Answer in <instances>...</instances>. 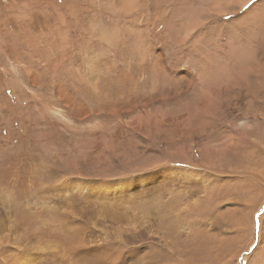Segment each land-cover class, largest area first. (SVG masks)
<instances>
[{
  "label": "rangeland",
  "instance_id": "rangeland-1",
  "mask_svg": "<svg viewBox=\"0 0 264 264\" xmlns=\"http://www.w3.org/2000/svg\"><path fill=\"white\" fill-rule=\"evenodd\" d=\"M148 1L134 0L133 3L138 10L133 12L134 14L126 16L125 12L122 11L124 0H0V264H112V262L113 264H264V242H260L261 238L264 239V75L260 76L262 78L261 87L263 88H260L262 91L254 84L258 80L251 78L257 66H264V23L262 26H258V29L256 25L252 28L253 25L250 26V24H256V21L252 23L256 20V15L252 14L247 19L248 22L250 17L251 19L253 17L249 21L250 23L248 22L247 29L244 18V12L248 8L254 7V5L262 10L264 0L262 2L261 0H251L238 12L235 9V14L231 9L230 13L210 11L212 16L210 15L211 19L208 21L204 18L208 12L206 6L216 0H199V2L198 0H196L197 2L195 0H181L185 4L191 3L190 8L194 9L192 11L193 16L196 12L195 18L199 17L198 14L201 15L197 21H200V24L203 22L204 29L208 31L211 28L209 34L200 43V49H204V51L195 52V56L192 55L193 57L189 54L190 48L184 53L174 52V54L175 58L178 54L181 55L176 60L177 62L181 61L180 66L187 62L189 70L194 71L201 68L202 61L199 60L204 59L206 61L212 55L210 65L213 73L217 75L214 76L213 82L221 84L218 86L212 83L213 85L211 84L209 90L214 95L212 114L216 116L213 117L214 119L212 118L213 120H209L202 117L205 115L201 112L195 111L197 114L195 115V112H193L190 119L192 124L200 127L207 120L213 121V123L209 122L207 129L205 128L206 133L212 137L214 135L213 138L216 140L213 139V143L207 141L203 133L196 138L191 136L190 138L193 139L189 138V141L186 140L187 143L184 141L178 149L177 147L168 149L158 141L153 143L150 139L139 138L126 151L125 155L127 156L125 157L130 159L126 160V163L115 158L107 148H105L106 151L98 148V142L91 141L90 137L86 136L85 131L80 127H75L70 133L66 131L69 124L65 126L55 122L46 128L43 136L39 134V131L43 129V120L40 116H37L39 114L36 107L41 103H53L50 100L52 91L51 74L47 70H51L50 64L53 61L56 62V57L61 53L65 54L66 60L55 69L58 70L56 79L63 80L62 84H65L70 90H72L70 78L73 80L78 78L76 72L70 73V75L66 74L67 70H78L77 72L84 69L97 70V76H100V74L105 76L99 70H112L113 68L109 69L105 66L104 69L102 61L103 63H112V65L116 64L113 67L120 64L124 70H151L150 60L140 67L130 65L131 61L128 57L123 58L120 63L118 58L123 56V51H117V39L110 38L112 33L118 34L121 38L123 28H120V26L128 22L140 23L142 26L150 23L153 43L157 47H164L170 36L166 33L168 15H161V13L163 10L165 13L167 7L161 5V0ZM22 4H25L28 7L27 9H32L31 11L28 10L29 13L25 20L21 19L20 16L24 11V5ZM146 9L149 11L147 12ZM178 10L181 12L182 8ZM178 17L176 16L177 19H179ZM212 19L214 23L211 21ZM235 19L242 22L243 26L239 27L245 28H241L244 30L242 33L239 27L236 29V24H231L230 21ZM62 23L68 28L66 39L72 45L84 51L91 47V51L86 55L84 54L82 60L76 56L75 59L67 61L71 55L62 51L65 46L62 39L65 27L64 29L60 28ZM231 25L233 26L231 27ZM216 27L217 29L219 27L220 30H216ZM48 28L50 29L48 30ZM54 28H56V31ZM52 30L53 32L50 33ZM214 38H218L217 42L219 40L220 43H218V46L222 47L219 48L221 52L217 50L216 55L214 54V51H216L214 47L217 45L211 43ZM128 41L130 42V40ZM107 42H111V45H108ZM79 44L82 47L88 46V48L83 49ZM230 49L231 51H229ZM187 57L191 62L187 61ZM173 58L174 56H170L167 61L171 63ZM254 64L257 66L255 67ZM179 67L175 70H179ZM216 70L227 75L222 78L224 75L220 76L221 73L216 72ZM225 70L234 74L230 75ZM241 70H244V72ZM240 71L243 72L242 76ZM245 71L248 76H245ZM90 75L88 73L86 78ZM243 77L248 81L242 79ZM230 82L233 83L232 86ZM222 85H225L223 86L224 89L221 87ZM195 87L194 91L197 92H194L192 98L188 97L182 100L184 103L182 105L177 101L155 105L159 106L161 111L168 110L172 114L177 113V111L178 113L181 112V109L193 111V105L199 99L198 91L201 86L197 83ZM170 88H173V84L167 83L166 88L153 87L151 91L150 89L144 91L142 96L146 97L150 92H152L151 95L167 92ZM222 91L226 92L223 93ZM32 92L38 96L39 101L30 100V103H28L27 95ZM24 93L25 95H23ZM22 98H24L25 105H21ZM236 98L241 102L236 101ZM215 101L216 103L220 102L218 104H221L220 107L216 105ZM90 102L91 98L88 95L87 104L89 105ZM185 105L187 106L184 107ZM221 106H224V108ZM214 107L218 110L216 111ZM17 109H20V111ZM24 115L28 116L25 117ZM197 117L200 120H205H201V123ZM108 118L103 114L95 115L92 111L87 119V123L91 126L99 123V129L96 131L103 137V140H110L115 135L114 125L116 121L114 118ZM245 119L248 120V123L240 125V121L242 122ZM105 124L110 126L102 130L101 127ZM58 125L62 128H59ZM209 127L212 129H209ZM210 131H212V134L209 133ZM228 134L231 137L240 135L235 139L245 138L247 142L242 146H238L239 142L236 140L231 143L229 151L222 152L220 151L222 148L220 142L225 141ZM209 148H214L215 150H212L217 152L214 153ZM209 152L213 153L209 154ZM100 154L103 155L100 167L112 171L107 174L102 172L99 175L100 177L96 176L99 178H93L92 176L90 179L91 176L86 177V174H90L92 165L82 167V162L85 157V161H89L88 158L100 157ZM153 156H155L154 159ZM111 157H113V160L110 159ZM71 161H74L80 167L75 170L70 168L69 163ZM102 162L103 164L104 162L108 163L103 165ZM42 169H46V171ZM46 172L47 175H45ZM79 172L86 174L82 175ZM41 174L44 176H41ZM78 174L81 175L78 176ZM131 182L138 184L131 190L126 189V183ZM124 186L125 189H116ZM98 188L100 189L98 190ZM125 198L126 200L129 198L130 203L126 204L123 201ZM131 198L132 200L136 198L135 203L131 202ZM108 201H111V204L114 205L118 202L119 205L123 201L122 204H126V207L131 208L126 210L127 208L125 209L124 205L123 207L111 205V208ZM137 202L138 204H136ZM109 208L117 211L115 213L118 217ZM116 209L125 213L122 215V211L119 212ZM106 211L107 215L109 213V219L106 218V214V216L104 215ZM64 214L68 216L70 214L71 218L74 217L78 221V224L70 225L72 228L76 226L75 229L78 231L75 230L74 233L71 231L70 234L66 228L60 229V224L58 225L55 219L64 217ZM111 214L114 216L111 217ZM120 214L122 217H120ZM23 216L27 219L24 220ZM136 216L138 219L141 216V220L135 219ZM124 217L127 222L124 221ZM113 219L119 220H114V223ZM147 219L152 227L149 226L150 223ZM109 221H112V223ZM106 222L110 224H105ZM104 225H108L110 228ZM12 226H16L17 231L15 229L12 231ZM135 227H138L137 230H135ZM133 229L135 231H132ZM75 232H80L78 234H82L83 239L95 240L98 246L95 245L94 248L93 245H90L93 246L91 248H97L98 251L104 249L107 254L110 253L111 255L108 254V260L101 257L103 259L93 263V259L84 254L85 251H80L81 245L77 246L75 250V247L69 250H67V247L64 249L63 247L66 245L60 244L66 240L64 235L69 233L70 238H72L73 234H77ZM133 235H135V238H132ZM57 236H59L58 240H55ZM94 236L100 238L95 239ZM124 239L128 240L127 243ZM100 244L101 247H99ZM53 248H55L54 251ZM83 248L90 251L88 246L85 247L84 245ZM70 253H73V255H70ZM56 254L58 255V262ZM64 254L66 256L69 254V256L60 258L65 256ZM154 257L156 258L154 259ZM151 259H154L153 262H151Z\"/></svg>",
  "mask_w": 264,
  "mask_h": 264
},
{
  "label": "bare ground",
  "instance_id": "bare-ground-1",
  "mask_svg": "<svg viewBox=\"0 0 264 264\" xmlns=\"http://www.w3.org/2000/svg\"><path fill=\"white\" fill-rule=\"evenodd\" d=\"M134 0H124V3L122 5V11L125 12V15L126 16H129L131 15L133 12H137L138 8L136 9V6L135 4L133 3ZM139 1V0H138ZM148 1V0H147ZM151 1V0H150ZM148 1V2H150ZM157 1V0H156ZM174 1V2H173ZM183 1V0H182ZM181 0H161V5L162 6H166L167 10H165V13H164V10L162 11L161 15H168V25H167V28H166V33L169 37V41L167 42V44L163 47H157V45L155 43H153V37L151 36V32H152V26L150 23L142 26L140 23H131V22H128L127 24H124L123 26H120V28L122 27V36L121 38H119L118 34L116 33H112L111 34V37L113 40L117 39L116 40V48H117V51H123V56L121 58H118L119 62L121 63V61L123 60V58L125 57H128L129 60L131 61L130 65H136L138 67H140L141 65H143L146 61L150 60L151 61V70H147V71H144V70H124L122 68V66L119 64V66H116V67H113L115 66L114 64L112 65V63H109V62H105L103 63L102 61V64L104 66V69H105V66L109 69H112V70H99L101 71L105 76H103L102 74H100V76H97V70H82L81 72H77L78 70H67V73L68 75H70V73H73V72H76V75H77V78L78 79H75L73 80L72 78H70V86H72V90L68 89L65 84H62V81H59L56 79V76L58 75V70H55L57 68V66L64 62V60H66V56L65 54H62L57 56L55 61H53L52 64H50L51 66V70H47L50 74H51V82H52V91H51V94H50V100L53 101V103H41L39 106L36 107L37 109V112L39 115L37 116H40V118L43 120V123H42V131H39V134L41 136L44 135L45 133V130L47 127H49L51 124L53 123H58V124H63V125H68L69 124V128L66 129V131L72 133V130L75 128V127H80L82 128L84 131H85V135L86 136H89L90 137V140L91 141H94V142H98L97 146L98 148H101V149H104L107 148V150H109L115 158L117 159H120V161L122 162H126V160H130V159H126L125 156V153L126 151H128V149H130V146L135 143V140L139 139V138H146V139H150V141H153V143L155 142H159L161 144H164V146L168 149H171L173 147H177V149L181 146H179L180 144H183L184 141L188 140L191 136H195V138L197 136H200L202 133L205 134V139L209 142H212L213 141V137L210 136V134L206 133L205 131V128L209 126V120H211L214 116V114H212V108L214 106V98L211 94V92L209 91L210 90V86L213 82V78L214 76L216 75V73L214 74L213 73V70H212V66L210 65V60L212 58V55L210 56V59H207L206 61L203 59L199 60L200 62L202 61V64H201V68L198 69V71H194V70H189V64H187V62L183 65L180 66V62H177L176 60L179 59L181 57V55L178 54V56L175 58V53H184V51H186L188 48H190L191 50L189 51L190 55H194L195 52H199L200 50H203L204 49H200V43L206 38V36L209 34L208 32H210V29L207 31V29H204L203 27V22L200 24V21H197L199 18H200V14L199 17L195 18L194 16L196 15V12H195V15L193 16V10L194 9H191L190 8V4H185L183 3ZM190 1V0H189ZM196 1V0H195ZM206 1V0H205ZM249 1L251 0H216L214 2H212L211 4H208L206 6V10H208V12L205 14L204 18L206 19V21H208L209 19H211L210 15L212 16V14L210 13L211 12H216V13H230L231 11L235 14V9H237V12L243 8L246 3H250ZM17 2V1H16ZM197 2V1H196ZM199 2V0H198ZM211 2V1H210ZM262 2V0H261ZM159 3V4H160ZM258 3V2H257ZM147 4V6H150L148 3H145ZM157 4V3H156ZM252 4V3H251ZM256 4V3H255ZM263 6H264V3H262ZM261 4V5H262ZM24 5L23 6V13L20 15L21 16V19L25 20L28 16V10H32V9H27L28 7L25 5V4H22ZM194 5V4H192ZM202 5V3H201ZM21 6V5H20ZM170 6V7H168ZM178 6V7H177ZM203 6H204V9H205V2L203 3ZM256 6V7H255ZM158 7V6H157ZM156 7V8H157ZM261 7V6H260ZM182 8L181 12H179L180 10L177 11V9H180ZM118 9V8H117ZM115 9V10H117ZM121 9V7H120ZM159 9V8H158ZM231 9V11H230ZM146 11L148 12L149 10L146 9ZM198 12V10H196ZM22 12V11H21ZM117 12V11H116ZM179 12V13H177ZM119 13V12H118ZM5 14V13H4ZM134 14V13H133ZM256 15V20H254L252 23H254L256 21V24H250V26L253 25L252 28H254V25L257 26V29H258V26H262L263 23H264V7L262 8V10L258 9L257 8V5H254V7H250L248 8L245 12H244V18H245V23H246V28L248 29V22L251 21L253 19H251L250 17V20L247 22V19L250 15ZM92 15V14H91ZM94 15V14H93ZM2 16V14H1ZM19 16V17H20ZM176 16L179 18L177 19ZM241 16V15H240ZM225 17V16H224ZM258 17V18H257ZM60 18V17H59ZM231 19V18H230ZM238 19V18H237ZM235 19V20H232L230 21L231 24H236V29L239 27V26H243L242 25V22H238V20ZM241 19V18H240ZM62 20V19H61ZM107 20V19H106ZM113 21V20H112ZM211 21H213L214 23V20L212 19ZM117 22V21H116ZM229 22V21H228ZM122 23V22H121ZM210 24V22H208ZM207 23V24H208ZM250 23V22H249ZM218 25V24H217ZM229 25V24H228ZM206 26V25H205ZM208 26V25H207ZM214 26V25H213ZM233 25H231L232 27ZM54 27V25H53ZM65 27V31L64 33L62 34V39L65 43V46L63 48V52L64 53H69L71 55L70 58H68L67 61H71L72 59H75V57H80L81 60L84 56V54L86 55L87 53H89L91 51V47L87 50V51H84L78 47H76L75 45H72L67 39H66V34L68 32V28L67 26H65V24H61L60 25V28L61 29H64ZM235 27V26H234ZM240 29L239 30H242V29H245L244 27H239ZM242 28V29H241ZM250 28V27H249ZM256 28V27H255ZM47 29V28H46ZM50 28H48L49 30ZM53 29V28H52ZM213 29V28H212ZM215 29V28H214ZM213 29V30H214ZM218 29L220 30V28L218 27ZM217 27H216V30H218ZM263 29V28H262ZM47 30V31H48ZM54 30L56 31V28H54ZM113 30V29H112ZM215 30V31H216ZM229 30V29H228ZM227 30V31H228ZM214 31V32H215ZM244 30L241 31V33L243 32ZM250 31V30H249ZM53 30L50 32L52 33ZM219 32V31H218ZM57 33V32H56ZM101 35V34H100ZM50 36H52L50 34ZM3 38V37H2ZM209 38V37H208ZM174 39V40H173ZM217 39L218 38H214V40L211 42L213 45H217L215 46L213 49L216 50L214 51L215 55L217 54V52L219 51V47L218 46V43H219V40L217 42ZM118 40H121L123 42H119ZM130 40V42L128 41ZM202 40V41H201ZM208 40V39H207ZM206 40V41H207ZM249 40V39H248ZM229 41V40H228ZM244 41V40H243ZM251 41V40H250ZM2 42V41H1ZM89 42V41H88ZM210 42V41H208ZM207 42V43H208ZM245 42V41H244ZM249 42V41H248ZM57 43V41H56ZM188 43V44H187ZM205 43V42H204ZM206 43V44H207ZM210 43V44H211ZM251 43V42H250ZM260 43V42H259ZM3 44V43H2ZM90 44V43H89ZM108 45H111V42H107ZM220 44V43H219ZM227 44V42H226ZM230 44V43H229ZM80 45V44H79ZM88 45V44H87ZM208 45V44H207ZM257 45V43H256ZM81 46V45H80ZM232 46V45H231ZM55 47V46H54ZM53 47V48H54ZM62 47V46H61ZM82 47V46H81ZM217 47V49H216ZM248 47V46H247ZM83 49H87L88 46H83L82 47ZM94 48V47H93ZM222 48V47H221ZM229 48H231L229 46ZM59 49V48H58ZM212 49V48H211ZM227 49V48H226ZM239 49V48H238ZM1 50V49H0ZM69 50V51H68ZM218 50V51H217ZM223 50V49H222ZM237 50V49H236ZM250 50V49H249ZM231 51V49L229 50ZM221 52V51H219ZM60 53V52H59ZM197 54V53H196ZM177 55V54H176ZM188 55V54H187ZM189 55V56H190ZM199 55V54H197ZM207 55V54H206ZM229 55V54H228ZM94 56V55H93ZM170 56H174V58L172 59L171 63L167 61V58L170 57ZM195 56V55H194ZM205 56V55H204ZM88 57V55L86 56V58ZM193 57V56H192ZM203 57V56H202ZM208 57V55H207ZM247 57V56H245ZM256 57V56H255ZM114 58V57H113ZM204 58V57H203ZM239 58V57H238ZM109 59V57H108ZM237 59V58H236ZM102 60V59H101ZM104 60V59H103ZM222 60V59H221ZM227 60H229L227 58ZM234 60V59H233ZM79 61V60H77ZM187 61L188 62H191L189 60V57H187ZM198 61V60H197ZM52 62V61H51ZM193 62V61H192ZM235 62V61H234ZM254 62V61H253ZM222 63V62H221ZM236 63V62H235ZM247 63V62H246ZM250 63V62H249ZM251 63H252V60H251ZM200 64V63H198ZM226 64V63H225ZM245 64V63H244ZM248 64V63H247ZM88 65V63H87ZM90 66V65H89ZM96 66V65H94ZM180 66V67H179ZM250 66V65H249ZM255 66V64H254ZM257 66V65H256ZM255 66V67H256ZM177 67H179L178 69L179 70H175ZM10 68V67H9ZM229 68V67H227ZM231 68V67H230ZM252 68V67H251ZM91 69V68H90ZM173 69V70H172ZM231 69H234V68H231ZM229 70V69H228ZM227 70V71H228ZM257 70V72H256ZM9 71V70H8ZM30 71V70H29ZM65 71V70H64ZM219 71V70H216V72ZM224 71V70H223ZM222 71V72H223ZM225 70V72H227ZM244 72V70H241ZM240 71V72H241ZM249 71V70H248ZM229 72V71H228ZM238 72V71H237ZM241 72V76H242V73ZM246 72V71H245ZM10 73V71H9ZM7 73V74H9ZM31 73V72H30ZM42 73V71H41ZM88 73H90V77L86 78V76L88 75ZM219 73H221V71H219ZM230 73V72H229ZM254 74H252L251 78L253 77L255 80L257 79L258 81H255L254 84L260 89V88H263L261 87V79L260 76H263L264 75V66L263 65H259L257 66V68L255 69V71H253ZM48 74V73H47ZM223 73L219 74L220 76L222 75ZM234 74V73H232ZM230 73V75H232ZM239 74V73H238ZM248 73L246 72L245 76L247 75ZM13 75V73H12ZM224 75V74H223ZM227 75V74H226ZM226 75L222 76L225 77ZM244 75V74H243ZM217 76V75H216ZM215 76V77H216ZM219 76V77H220ZM248 76V75H247ZM15 77V75H14ZM30 77V76H29ZM55 77V79H54ZM67 77V75H66ZM73 77V75H72ZM76 78V77H75ZM221 78V77H220ZM237 77L235 76V79ZM248 78V77H247ZM252 78V79H253ZM15 79V78H14ZM27 79V78H26ZM36 79V78H35ZM39 79V78H37ZM65 79V78H64ZM67 79V78H66ZM230 79V78H228ZM234 79V80H235ZM239 79V78H238ZM242 79H246V78H242ZM30 80V79H29ZM69 80V79H67ZM241 80V79H240ZM247 80V79H246ZM264 80V79H263ZM262 80V82H263ZM31 81V80H30ZM38 81V80H37ZM198 81V82H197ZM232 82V80H230ZM245 81V80H244ZM248 81V80H247ZM246 81V83H248ZM225 82V81H224ZM229 82V80H228ZM230 82V85L233 84ZM24 83V82H23ZM65 83V82H64ZM167 83H172L173 84V88L171 89H168L167 92H162V93H154V95H151L152 92L148 93V95H146V97L142 96L143 92L155 87V88H158V87H162V88H166L167 87ZM199 83V85L201 86V88L199 89L198 91V101L197 103L195 102H192V103H195L193 105V108L194 109L193 111H189V110H183L181 109L182 111L178 113H175V114H172L170 113L168 110L166 111H161L159 106L155 105V104H169V103H173V101H177L179 104H184L182 102V100H185L187 99L188 97H191L194 95V92H197V91H194L195 90V86L196 84ZM236 83H238V81H236ZM240 83V82H239ZM215 85H218L220 83H214ZM235 84V83H234ZM213 85V84H212ZM221 85V84H220ZM250 85V84H249ZM263 85V84H262ZM166 86V87H165ZM171 86V85H170ZM225 85H222L221 87H223ZM229 86V85H227ZM226 86V87H227ZM232 86V85H231ZM248 86V84H247ZM249 87V86H248ZM251 87V86H250ZM169 88V87H168ZM216 88L218 89V87L216 86ZM230 88V87H229ZM27 89V88H26ZM39 89V88H38ZM37 89V90H38ZM224 89V87H223ZM158 90V89H157ZM222 90V88H221ZM226 90V89H225ZM251 90V89H250ZM255 90V89H254ZM257 90V89H256ZM261 90V89H260ZM27 91V90H26ZM33 91V90H32ZM153 91V90H152ZM164 91V90H163ZM214 91V90H213ZM241 91V90H240ZM247 91V90H246ZM262 91V90H261ZM37 92V91H36ZM35 92V93H36ZM148 92V91H147ZM154 92V91H153ZM219 92H220V89H219ZM223 92V91H222ZM226 92V91H225ZM223 92V93H225ZM231 92V91H230ZM234 92V91H233ZM242 92V91H241ZM254 92V91H253ZM83 93V94H82ZM146 93V92H145ZM236 93V92H235ZM248 93V92H247ZM231 94V93H229ZM22 95V94H21ZM25 95V93L23 94ZM88 95L89 97L91 98V102L90 104L88 105ZM145 95V94H144ZM227 95V94H226ZM245 95V94H244ZM256 95V94H255ZM259 95V94H258ZM152 96V97H150ZM221 96V95H220ZM251 96V95H250ZM41 97V96H40ZM218 97V95H217ZM216 97V98H217ZM26 98V97H25ZM190 98V99H191ZM219 98V97H218ZM255 98V97H254ZM24 98H22L21 100V105H25V102L23 100ZM27 101L29 100L28 103H30V100H33L34 102H37L39 101L38 100V96L35 95L33 92L32 93H29L27 95ZM214 99V100H213ZM237 99V98H236ZM217 100V99H216ZM219 100V99H218ZM221 100V99H220ZM227 100V99H226ZM235 101V98L233 99ZM26 101V103H27ZM230 101V100H229ZM238 101V99L236 100ZM240 101V100H239ZM238 101V102H239ZM258 101V100H257ZM191 102V101H190ZM241 102V101H240ZM246 102V101H245ZM24 103V104H23ZM216 103V101H215ZM220 103V102H219ZM219 103H216V105H218ZM222 103V102H221ZM226 103V102H225ZM228 103V101H227ZM249 103V102H248ZM36 104V103H35ZM189 104V105H190ZM237 104V103H236ZM246 104V103H245ZM28 105V104H27ZM88 105V106H87ZM188 105V106H189ZM221 105V104H220ZM220 105H218L220 107ZM223 105V104H222ZM233 105H235L233 103ZM163 106V105H162ZM187 105H185L184 107H186ZM216 106V107H218ZM228 106H230L228 104ZM249 106V105H248ZM190 107V106H189ZM224 108V106H221ZM231 107V106H230ZM251 107V106H250ZM26 108V107H25ZM32 108H34L32 106ZM164 108V106H163ZM215 108V107H214ZM18 111H20V109H17ZM27 110V109H26ZM34 110V109H32ZM215 110L217 111L218 108ZM214 110V112H215ZM227 110V109H226ZM229 110V109H228ZM247 110V109H246ZM93 111V113L95 115H99V114H103L105 115L106 117H109V118H114V120L116 121V124L114 125V129H115V135L112 136V139L110 140H103V137L100 136L99 132H97L96 130H98L99 128V123H95L93 126L89 125L87 123V119L88 117L90 116V113ZM171 111V110H170ZM180 111V110H179ZM195 111H198L201 112L202 114H204L205 116H202V117H206L207 120L206 122H204V126L202 124V127L200 126H196L194 124H192V121L190 119V116L192 115L193 112ZM173 112V111H172ZM22 113V112H21ZM26 113V111H25ZM216 113V112H215ZM197 113L195 112V115ZM201 114V115H202ZM229 114V113H228ZM35 115V114H34ZM70 115V117H69ZM2 116V115H1ZM25 116V115H24ZM28 116V115H26ZM25 116V117H26ZM30 116V115H29ZM36 116V117H37ZM200 116V115H199ZM4 117V116H3ZM196 117V116H195ZM108 118V119H109ZM198 120L199 117H197ZM217 118V117H216ZM5 119H7L5 117ZM24 119V118H23ZM35 119V118H34ZM39 119V118H38ZM214 119V118H213ZM212 119V120H213ZM244 119V118H243ZM26 120V119H25ZM33 120V119H32ZM37 120V118H36ZM35 120V121H36ZM202 121H204L205 119H201ZM201 120L199 122H201ZM217 120V119H216ZM8 122V120H6ZM28 121V120H27ZM34 121V122H35ZM113 121V120H112ZM4 122V121H3ZM197 122L198 124H201ZM6 123V122H5ZM40 123V122H39ZM195 123V121H194ZM210 123H213L210 122ZM216 123V122H214ZM248 123V120L245 119L243 120L242 122L240 121V125H245ZM30 124V123H29ZM28 125V124H27ZM33 125V124H32ZM106 125V126H105ZM104 126H102V130H105L107 129L108 124H105ZM212 125V124H211ZM260 126V125H259ZM39 127V126H38ZM59 128H62L60 125H58ZM211 127H209L210 129ZM207 129V128H206ZM212 129V128H211ZM208 132V131H207ZM209 133L212 134V131H210ZM112 134V133H111ZM39 137V135H37ZM110 136V135H109ZM240 136V135H238ZM238 136H232L230 134H228L227 136V139L225 141H221L220 142V145L222 146V148L220 149V151L222 152H226V151H229L230 150V147H231V143L232 142H235L236 140H238L239 144L238 146H242L244 145L247 141L245 140V138H239V139H235V137H238ZM111 138V137H110ZM201 138V137H200ZM41 139V138H39ZM190 139H193V138H190ZM204 139V138H203ZM199 140H202V139H199ZM216 140V139H214ZM48 141V140H47ZM142 141V140H141ZM189 141V140H188ZM195 141V140H193ZM198 141V139H197ZM41 142V141H40ZM203 142V141H202ZM208 142V143H209ZM139 143V142H138ZM141 143V142H140ZM139 143V144H140ZM143 143V141H142ZM147 143V142H145ZM187 143V141H186ZM200 143V142H199ZM213 143V142H212ZM194 144H197V143H194ZM201 144V143H200ZM203 144V143H202ZM150 145V144H149ZM147 145V146H149ZM153 146V144H151ZM185 145V144H184ZM256 145V144H254ZM96 146V147H97ZM138 146V144L136 145V147ZM141 146V145H139ZM217 146V145H216ZM93 147V146H92ZM132 147V146H131ZM142 147V146H141ZM155 147V146H153ZM189 147V146H188ZM204 147V146H203ZM211 147V146H210ZM43 148V147H42ZM97 148V149H98ZM134 148V147H133ZM145 148V147H144ZM183 148V146H182ZM192 148V147H191ZM41 149V148H40ZM95 149V148H94ZM132 149V148H131ZM167 149V150H168ZM181 149V148H180ZM210 149V148H209ZM214 149V148H212ZM210 149V150H212ZM219 149V148H218ZM96 150V149H95ZM137 150V148H136ZM184 150V149H183ZM205 151L206 148H204ZM203 150V151H204ZM215 150V149H214ZM212 150V151H214ZM106 151V150H105ZM182 151V150H181ZM204 151V152H205ZM84 152V151H83ZM133 152V151H132ZM130 152V153H132ZM135 152V151H134ZM133 152V153H134ZM137 152V151H136ZM143 152V151H142ZM217 152V151H216ZM214 151V153H216ZM263 152V151H262ZM53 153V152H52ZM140 153V151L138 152V154ZM213 153V152H211ZM209 152V154H211ZM83 154V153H82ZM105 154V153H104ZM107 154V153H106ZM144 154V153H142ZM207 154V153H206ZM208 154V155H209ZM101 155V154H100ZM99 155V156H100ZM132 155V154H131ZM213 155V154H212ZM260 155V154H259ZM84 156V155H83ZM102 156L101 155L100 157H92V159L88 158L89 161H85L86 157L84 158L83 160V164H82V167L83 166H86V165H92V170L90 171L89 168H87L89 171H90V174H86V173H82V172H79L81 173L82 175H85L86 174V177L87 176H91L90 179L95 177V178H99L103 173H109L111 172L109 169H102L100 167L101 165V161H102ZM141 156V155H139ZM89 157V155H88ZM91 157V156H90ZM132 157V156H131ZM135 157V156H133ZM137 157V156H136ZM155 156H153V159H154ZM81 158V156H80ZM83 158V157H82ZM104 158V157H103ZM113 157H111L110 159H112ZM150 158V157H149ZM179 159L182 160L181 157L178 156ZM208 158V157H207ZM56 159V158H55ZM54 159V160H55ZM59 159V158H58ZM94 159V160H93ZM105 159V158H104ZM103 159V160H104ZM211 159V158H210ZM260 159V158H259ZM264 159V158H263ZM60 160V159H59ZM72 160V159H71ZM90 160H93V161H90ZM107 160V159H106ZM113 160V159H112ZM209 160V158H208ZM47 161V160H46ZM118 161V160H117ZM156 161V160H154ZM162 161V160H161ZM210 161V160H209ZM111 162V161H110ZM42 163V162H41ZM108 162H104V164H106ZM156 163V162H154ZM214 163V162H213ZM212 163V164H213ZM103 164V162H102ZM103 164V165H104ZM167 164V163H166ZM69 167L72 168V169H77L80 167V165H78L77 163H75L74 161H71L69 163ZM157 165V164H156ZM258 165V164H257ZM155 166V165H154ZM262 166V165H261ZM104 167V166H103ZM126 167V166H125ZM157 167V166H156ZM102 171H101V169ZM109 168V167H108ZM123 168V166H122ZM71 169V171H72ZM111 169V168H110ZM43 170V169H42ZM46 171V169H44ZM43 170V171H44ZM87 170V171H88ZM43 171H41L43 173ZM70 172V171H69ZM76 172V171H75ZM45 173V172H44ZM65 173V172H64ZM74 173V172H73ZM89 173V172H88ZM48 173L46 172L45 175H47ZM50 174V173H49ZM77 174V173H75ZM81 174H78V176H80ZM139 174V172H138ZM166 174V173H165ZM193 174V173H192ZM167 175V174H166ZM263 175V174H262ZM41 176H44L41 174ZM55 176V175H54ZM96 176H99V177H96ZM104 176V175H103ZM200 176V175H199ZM50 177V176H48ZM191 177V176H190ZM196 178V176H194ZM192 177V178H194ZM40 178V176H39ZM52 178V176H51ZM50 178V179H51ZM54 178V177H53ZM199 178V177H198ZM43 179V178H42ZM41 179V180H42ZM49 179V180H50ZM78 179V178H77ZM89 179V178H88ZM255 179H258V178H255ZM263 179V178H262ZM40 180V179H39ZM97 180V179H96ZM264 180V179H263ZM43 182V181H42ZM50 182V181H49ZM48 183V182H47ZM81 184V183H80ZM94 184V183H92ZM138 183L136 182H131V183H126V189L128 190H131L133 189ZM77 187V186H76ZM87 187V186H86ZM92 188V187H91ZM116 188V187H115ZM100 188H98L99 190ZM116 189H125V186L124 187H117ZM139 194V193H138ZM137 195V194H136ZM132 197V196H131ZM182 197V196H181ZM264 197V196H263ZM123 200V199H122ZM128 200L130 201V199L128 198ZM128 200H126V198L123 200L127 203H130ZM132 200V198H131ZM134 200H136V198H134ZM134 200H132L131 202H134ZM115 201V200H113ZM120 201V200H119ZM119 204L120 206L125 207L126 210H129L131 207L129 206H125L126 204H122V202ZM110 202V206L111 205H114V204H111V201H108ZM117 202V201H116ZM139 202V201H138ZM138 202L136 204H138ZM105 203V202H104ZM115 203V202H113ZM119 203V202H118ZM118 203L116 205H118ZM135 203V202H134ZM143 203V202H142ZM107 204V202H106ZM106 204H102V205H106ZM140 204V203H139ZM108 205V204H107ZM106 205V206H107ZM114 205V206H116ZM118 205V206H119ZM130 205V204H129ZM135 205V204H133ZM109 206V205H108ZM109 206V207H110ZM132 206V205H131ZM112 208V206H111ZM109 208L110 210L113 211V209ZM114 208V207H113ZM117 208V207H116ZM121 208V207H120ZM104 209V208H103ZM109 209H106L107 211ZM115 209V208H114ZM122 209V208H121ZM138 209V208H137ZM147 209V208H146ZM118 210L119 212L122 211V210H119V209H116ZM136 210V209H134ZM133 210V211H134ZM141 210V208H140ZM107 211L106 213H104V215L106 214L107 215ZM132 211V210H130ZM139 211V210H138ZM67 212H68V209H67ZM114 213L117 212V211H113ZM112 212V213H113ZM135 212V211H134ZM80 213V212H79ZM111 213V212H110ZM125 212L122 211L121 214L123 215ZM143 213V212H141ZM146 213V212H145ZM24 214V213H23ZM63 214V213H61ZM78 214V212H77ZM93 214V213H92ZM120 214V217H122ZM129 214V213H128ZM139 214V213H138ZM105 215V216H106ZM114 215L117 216V213H115ZM111 214V217L114 216ZM136 215V214H135ZM145 215V214H144ZM24 216H26L24 214ZM23 216V219H27V218H24ZM64 217H61L59 219H55L57 220V223L58 225L60 226V229H64L66 228L69 233L71 231H74L77 230L75 228H72V226L70 227V225H73V224H78V221L75 220V218H71L70 214L69 216L64 214L63 215ZM82 216V215H81ZM133 216V215H132ZM110 217V218H111ZM119 217V218H120ZM134 217V216H133ZM141 217V216H140ZM139 217V219L141 220V218ZM79 218V216H78ZM85 218V217H84ZM83 218V219H84ZM109 219V213L107 215V217ZM105 218V219H106ZM114 218V217H113ZM147 218V217H146ZM81 219V218H80ZM108 219H106L108 221ZM117 219V218H115ZM113 219L112 221L115 223V221H118V220H115ZM135 219H138L137 216ZM138 219V220H139ZM145 219V218H144ZM54 220V219H53ZM79 220V219H77ZM115 220V221H114ZM121 220V218H120ZM148 220V219H147ZM146 220V221H147ZM47 221V220H46ZM80 221V220H79ZM84 221V220H83ZM112 221H109L112 223ZM122 221V220H121ZM120 221V223H121ZM124 221H125V217H124ZM130 221V220H129ZM143 221V220H142ZM141 221V222H142ZM49 222V221H47ZM82 222V221H81ZM96 222V221H95ZM109 222H106L105 224H110ZM127 222V220L125 221ZM133 222V221H131ZM140 222V221H139ZM138 222V224H139ZM149 222V220H148ZM24 223V222H23ZM98 223V222H97ZM117 223V222H116ZM143 223V222H142ZM150 223V222H149ZM95 224V223H94ZM119 224V222H118ZM122 224V223H121ZM130 224V223H129ZM135 224V223H134ZM137 224V225H138ZM146 224V223H145ZM12 225V224H11ZM82 225V224H81ZM80 225V226H81ZM96 225V224H95ZM117 225V224H116ZM115 225V226H116ZM143 225V224H142ZM152 224L150 223L149 226H151ZM25 226V225H24ZM58 226V227H59ZM74 226V225H73ZM84 226V225H83ZM99 226V225H98ZM97 226V227H98ZM105 226V225H104ZM112 226V225H111ZM124 226V225H123ZM130 226V225H129ZM132 226V225H131ZM134 226V225H133ZM8 227V226H7ZM6 227V229H8ZM15 227V228H14ZM12 226V231H14V229L16 230V226ZM82 227V226H81ZM80 227V228H81ZM85 227V226H84ZM96 227V229H97ZM105 227H109L108 225L105 226ZM114 227V226H113ZM147 227V226H146ZM152 227V226H151ZM86 228V227H85ZM84 228V229H85ZM110 228V227H109ZM119 228V227H118ZM137 230L138 227H135ZM115 229V227H114ZM148 229V228H147ZM87 230V229H85ZM84 230V232H85ZM99 230V229H98ZM104 230V229H103ZM108 230V229H107ZM106 230V231H107ZM117 230V229H116ZM128 230V229H127ZM134 229L132 231H135ZM17 231V230H16ZM78 231V230H77ZM83 231V230H82ZM81 231V232H82ZM101 232V230H99ZM109 231V230H108ZM129 231V230H128ZM88 232V231H87ZM99 232V233H100ZM105 232V231H104ZM103 232V234H104ZM110 232V231H109ZM139 232V231H138ZM142 232V231H141ZM69 233L65 234L64 235V238L66 239L65 242L63 243H60V244H63V245H66L64 246L63 248L65 249L66 247L68 248L67 250L69 249H72L74 248V250L76 249L77 246H82V248L80 249V251L84 252L85 255H88L89 257H91V259H93V263L94 262H98L100 261L101 259H107L109 256L108 253L103 249L101 251H98L97 248L96 249H93L91 247L94 246L95 248V245H97V242L93 239H83L82 238V234H78L80 232H75L77 234H73L74 236H71L72 238H70L69 236ZM72 233V232H71ZM70 233V234H71ZM89 233V232H88ZM86 234V233H85ZM102 234V233H101ZM137 234V232H136ZM143 234V233H142ZM54 235V234H53ZM57 235V233H56ZM60 235V234H59ZM87 235V234H86ZM94 235V234H93ZM30 236V235H29ZM134 237L132 238H135V235H133ZM140 236V235H139ZM59 236H57L55 238V240L58 238ZM88 237V235H87ZM120 237V236H119ZM129 237V236H128ZM127 237V238H128ZM138 237V236H137ZM142 237V236H140ZM139 237V238H140ZM251 237V236H250ZM89 238V237H88ZM91 238V237H90ZM95 238V236H94ZM96 238H100V237H96ZM95 238V239H96ZM130 238V237H129ZM131 239V238H130ZM138 239V238H137ZM136 239V240H137ZM252 239V237H251ZM58 240V239H57ZM126 240V239H124ZM133 240V239H132ZM140 240V239H139ZM99 241V240H98ZM128 240H126V243H127ZM102 242V241H101ZM260 242H264V239L261 238V241ZM54 243V242H52ZM51 243V244H52ZM125 243V242H124ZM123 243V244H124ZM130 243V241H129ZM55 244L57 245V243L55 242ZM135 244V242H134ZM88 246L90 249V251H87L85 250L83 247ZM90 245H93V246H90ZM123 246V245H122ZM126 246V245H124ZM130 246V245H129ZM52 247V246H51ZM57 247V246H55ZM101 247V244L100 246ZM259 247V246H258ZM55 248H53V251H54ZM58 249V247H57ZM79 249V248H78ZM99 249V248H98ZM78 251V250H77ZM145 251V250H144ZM143 251V252H144ZM147 251V250H146ZM150 252V251H149ZM159 252V251H157ZM68 253V252H67ZM155 253V252H153ZM255 253V252H254ZM54 254V253H53ZM59 254V253H58ZM66 254V253H65ZM64 254V255H65ZM156 254V253H155ZM55 255V254H54ZM57 255V254H56ZM60 255V254H59ZM63 255V254H62ZM67 255V254H66ZM62 256L60 258H64V257H68V256ZM70 255H73V253H70ZM111 255V254H110ZM123 255V253H122ZM143 255V253H142ZM145 255V254H144ZM154 255V254H153ZM255 255V254H254ZM87 256V257H88ZM116 256H119V255H116ZM124 256V255H123ZM148 256V255H147ZM156 256V255H154ZM88 257V258H89ZM103 257V258H101ZM114 257V256H113ZM120 257V256H119ZM55 258V257H54ZM82 258V256H81ZM86 258V257H85ZM147 258V257H146ZM152 258V256H151ZM156 257H154L155 259ZM57 262H58V255H57ZM55 259V260H56ZM72 259V258H71ZM78 259V258H77ZM87 259V258H86ZM85 259V260H86ZM90 259V260H91ZM119 258L117 257V260ZM136 259V258H135ZM140 259V258H139ZM143 259V258H141ZM145 259V258H144ZM153 259V260H154ZM60 260V259H59ZM67 262L68 261V258H66ZM70 260V259H69ZM74 260V259H73ZM79 260V259H78ZM108 260V259H107ZM112 260V259H111ZM116 260V259H115ZM116 260V261H117ZM152 260V259H151ZM153 260L151 262H153ZM204 260V259H203ZM121 261V260H120ZM140 261V260H139ZM138 261V262H139ZM61 262V261H59ZM64 262V261H63ZM66 262V261H65ZM91 262V263H92ZM130 262V261H129ZM136 262V261H135ZM142 262V261H141ZM79 263V262H78ZM81 263V262H80ZM111 263V262H110ZM128 263V262H127ZM137 263V262H136ZM67 264V263H66ZM87 264V263H86ZM89 264V263H88ZM113 264V262H112ZM115 264V263H114ZM117 264V263H116Z\"/></svg>",
  "mask_w": 264,
  "mask_h": 264
}]
</instances>
